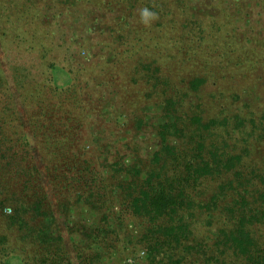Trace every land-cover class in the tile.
Listing matches in <instances>:
<instances>
[{
    "label": "rangeland",
    "instance_id": "rangeland-1",
    "mask_svg": "<svg viewBox=\"0 0 264 264\" xmlns=\"http://www.w3.org/2000/svg\"><path fill=\"white\" fill-rule=\"evenodd\" d=\"M111 1L112 9H99L88 3L66 7L57 0H30V14L24 15L21 26L25 42L17 34L22 29L0 13V75L7 76L15 103L20 102L17 93L29 78L41 80L47 75L60 88L76 85L83 108L78 152H86L83 157L95 167L102 162L111 179L112 167L123 168L126 181L131 180L130 167L138 164L145 170L152 164L148 155L154 151L157 125L168 123L161 105L162 87L157 82L154 86V66L159 65L158 73L167 75L169 86H165L182 95L177 113L185 119L199 116L202 124L208 123L203 130L205 152L239 157L234 167L239 175L234 169L227 172L234 189L219 175L207 180L195 198L198 210L190 211L192 234L185 241L190 247L175 253L180 257L178 264H221L222 258L226 264H245L242 256L221 255L220 241L243 215L237 198L245 196L246 202L256 199L253 211L260 215L264 210V0H182L184 8L174 0H163L170 12L153 2L159 18L150 26L140 22L142 4ZM6 6L8 12L14 3ZM18 9L16 6L14 12ZM188 19L198 21L199 31L207 28L212 32L206 38L186 41L180 46L183 50L170 48L171 38L181 34L179 28L174 31V25L179 27ZM119 33L121 38L116 37ZM128 42H134V51L118 53ZM141 43L147 46L135 50ZM43 46L49 50L41 54ZM185 50L194 52L187 64L181 63ZM78 68L85 69L83 74L74 73ZM4 98L0 97V103ZM72 122L79 124L77 118ZM140 172L143 174V169ZM104 192L111 195L109 190ZM113 198L110 204L98 206L99 210L85 209L84 202L69 204L56 216L54 229L64 236L67 258L91 241L90 231H74L77 223L95 221L106 211L113 217L108 223H113L117 234L109 236L110 244L102 249L98 264L165 260V253L156 261L152 259L154 236L146 241L142 235L146 228H153L152 223L131 212L120 213V197ZM206 200L209 208L203 205ZM5 211L10 212L8 208ZM120 215L124 219L115 220ZM256 236L264 246V229L262 236ZM11 263L17 264L14 259Z\"/></svg>",
    "mask_w": 264,
    "mask_h": 264
},
{
    "label": "trees",
    "instance_id": "trees-1",
    "mask_svg": "<svg viewBox=\"0 0 264 264\" xmlns=\"http://www.w3.org/2000/svg\"><path fill=\"white\" fill-rule=\"evenodd\" d=\"M0 1L2 17L22 29L24 15L30 14V0ZM57 1L66 7L88 3L99 9H112L113 5L111 0ZM134 1L153 11L154 2L160 10L170 12L163 0ZM174 1L184 8L182 0ZM10 3H14V8L7 12L6 5ZM16 6L19 9L14 12ZM197 22L188 19L179 27L174 25V31L179 28L181 34L171 38L170 48L183 50L181 47L186 41L200 40L210 35L212 30L206 28L199 31ZM216 27L217 30L221 29L220 24ZM21 31L17 33L18 38L25 42L27 39L22 37L25 29ZM33 35L32 32L29 37ZM116 37L121 38L122 34ZM180 38H183L182 41ZM118 42L124 43L121 40ZM133 45L134 42H128L126 48L118 53L133 52ZM142 46L146 47L147 44L141 43L135 50ZM48 50L43 46L40 51L43 54ZM193 55L194 52L185 50L183 56L186 57L181 59V63L187 64ZM116 60L119 63L118 58ZM84 70L78 68L74 73L81 75ZM159 70V65H155L154 86L157 82L162 87L161 105L167 113L168 123L157 125L154 151L151 156L148 155L152 164L145 170L138 164L130 167L131 180L126 181L121 173L123 168L117 166L116 162L117 167L111 168L114 176L111 179L102 162L96 163L95 167L83 157L86 152H78L83 108L76 85L72 83L67 88H60L47 75L41 80L29 78L17 93L20 102L15 103L7 76L0 75V97H5L0 103V264H12V259L17 264H98L103 256L102 249L110 244L109 236L114 235L113 232L117 234L116 230L113 231V223H108L109 220L113 221L110 212L103 211L95 221L77 223L74 231H90L91 241L69 258L64 251V236L54 229L55 218L74 203L84 202L83 206L87 204L85 209L99 210L98 206L110 204L114 195L120 197V213L131 212L152 223L151 230L146 228L142 231L146 241L147 237L154 236L152 259L156 261L158 255H167L165 260L158 258L156 264H178L180 257L175 253L190 247L185 241L192 234L191 222L188 221L190 211L198 210L194 207L198 203L195 198L207 180L219 175L222 181L226 180L224 183L230 189H234L228 173L234 169L239 157L205 152L203 130L209 126L208 123L202 124L199 116L185 119L184 114L177 113L182 95L177 96L172 88L165 86L168 85L167 75L158 73ZM146 76L153 77L151 74ZM73 118H77L79 124L73 125ZM233 173L239 175L236 169ZM218 186L222 188L221 184ZM105 190H109V197ZM244 200L245 196L235 200L241 206L239 213L243 215L235 219L232 229L226 233L222 231L220 254L229 252L242 256L245 264H264V246L256 236H262L264 210L259 215V211L255 212L252 208V202L256 199L250 202ZM207 203L209 201L206 200L203 205L209 208ZM7 208L10 212L5 211ZM116 219L122 221L124 218L120 215ZM220 263L226 264L225 259L222 258Z\"/></svg>",
    "mask_w": 264,
    "mask_h": 264
},
{
    "label": "clouds",
    "instance_id": "clouds-1",
    "mask_svg": "<svg viewBox=\"0 0 264 264\" xmlns=\"http://www.w3.org/2000/svg\"><path fill=\"white\" fill-rule=\"evenodd\" d=\"M140 22L146 26H150L151 23L157 20L158 13L154 12L152 9L148 7H143L139 10ZM143 255V253H141Z\"/></svg>",
    "mask_w": 264,
    "mask_h": 264
}]
</instances>
